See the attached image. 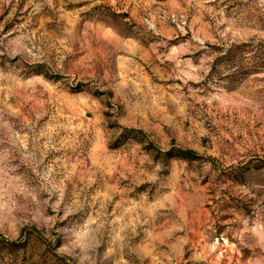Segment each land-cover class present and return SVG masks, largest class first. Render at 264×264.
I'll use <instances>...</instances> for the list:
<instances>
[{"label": "rangeland", "instance_id": "rangeland-1", "mask_svg": "<svg viewBox=\"0 0 264 264\" xmlns=\"http://www.w3.org/2000/svg\"><path fill=\"white\" fill-rule=\"evenodd\" d=\"M0 237V264H264V0H0Z\"/></svg>", "mask_w": 264, "mask_h": 264}, {"label": "trees", "instance_id": "trees-1", "mask_svg": "<svg viewBox=\"0 0 264 264\" xmlns=\"http://www.w3.org/2000/svg\"><path fill=\"white\" fill-rule=\"evenodd\" d=\"M170 155H172V154H170ZM193 155L192 154H190L189 152H184V151H182V152H180V156H178L180 159H189V157H192ZM172 157V156H171ZM0 241H2V242H0V243H5V244H8L10 247H12V248H17V246H19L20 245V243H17V242H9V241H7V240H5V239H3V238H1L0 237ZM22 245H24V244H22ZM58 258V261L60 262V263H62V264H70V263H68L67 262V260H65L64 258H59V257H57Z\"/></svg>", "mask_w": 264, "mask_h": 264}]
</instances>
